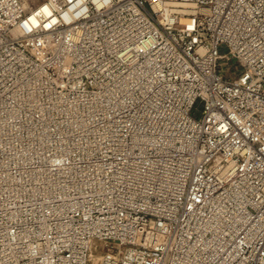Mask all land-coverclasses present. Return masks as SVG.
Segmentation results:
<instances>
[{"label":"built area","instance_id":"obj_1","mask_svg":"<svg viewBox=\"0 0 264 264\" xmlns=\"http://www.w3.org/2000/svg\"><path fill=\"white\" fill-rule=\"evenodd\" d=\"M264 264V0H0V264Z\"/></svg>","mask_w":264,"mask_h":264},{"label":"rangeland","instance_id":"obj_2","mask_svg":"<svg viewBox=\"0 0 264 264\" xmlns=\"http://www.w3.org/2000/svg\"><path fill=\"white\" fill-rule=\"evenodd\" d=\"M104 252V244L102 242H96L91 251L89 264H99V259Z\"/></svg>","mask_w":264,"mask_h":264}]
</instances>
